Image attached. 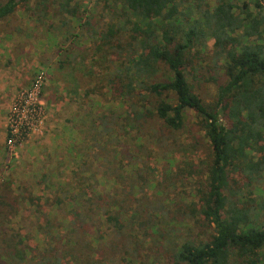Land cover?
<instances>
[{
	"label": "trees",
	"instance_id": "obj_1",
	"mask_svg": "<svg viewBox=\"0 0 264 264\" xmlns=\"http://www.w3.org/2000/svg\"><path fill=\"white\" fill-rule=\"evenodd\" d=\"M22 17L52 41L55 62L47 63V72L68 71L75 82L82 60L90 78L86 95L106 88L120 102L119 116H91L96 131L113 137L119 128L133 129L145 131L136 140L145 133L156 140L152 128L158 124L171 133L186 130L197 142L204 134L209 144L205 160L182 161L174 171L175 182L198 178L193 201L159 190L153 172L139 176L141 183L131 184L130 191L120 187L123 173L114 177L119 187L98 190L87 185V177L96 175L82 165L75 182L68 183L72 188L57 197L59 205L67 200L71 207L72 219L65 221L69 237L50 229L54 225L47 219L38 229L52 242L35 253L12 225L21 215L25 189L16 193L10 181L0 180V264H65L64 258L100 264L107 261V250L100 253L93 240L107 242V235L99 240L92 234L102 225L124 236L120 264H148L143 258L137 262L140 256L130 247L134 240L161 246L167 252L164 264H264V0H90L85 5L0 0V32L8 37L21 32L16 20ZM203 66L224 76L208 79L217 88L212 101L189 79L192 74L197 80ZM149 185L164 197L149 200ZM136 187L143 197L135 196Z\"/></svg>",
	"mask_w": 264,
	"mask_h": 264
},
{
	"label": "rangeland",
	"instance_id": "obj_2",
	"mask_svg": "<svg viewBox=\"0 0 264 264\" xmlns=\"http://www.w3.org/2000/svg\"><path fill=\"white\" fill-rule=\"evenodd\" d=\"M88 1L90 0H81L84 5ZM16 24L21 25L22 29L19 32L20 34L14 35L20 39V45L14 43L13 47H4L7 56L3 58L4 63L9 65L5 69H11L14 78L16 75L14 71H17V68L20 67L19 62L25 65L24 68L31 64L30 62H33L35 71L34 74L30 72L31 75L26 77V85L23 83V85H18L17 89L9 94L6 139L3 147L1 146L5 150L6 156L5 160H0V180L7 179L10 181L16 193H19V187L25 189V198L20 209L21 215L13 218L12 225L28 238L27 244L33 248L34 253L44 250L47 241H51V238L45 232H40L38 229L40 225L45 223V220H52L54 226H51L50 229L54 228V230H59L68 236L65 221L72 219L71 207L67 200H63L62 204L59 205L57 197L66 192L68 188H72L69 187L68 183L75 182L74 173L82 165L87 171L89 170L90 175L97 176V178L96 176L87 177V185L97 186L98 190H112V188L119 187V184L115 183L114 177L118 173H123L127 175L120 180L122 183L120 187L130 191L132 189L131 184L133 186V184L139 185L141 183L139 176H151V172H153L154 184L157 185L159 190V187H161L167 194L169 192L175 193L178 195L179 200L188 195L192 198L198 178H178V181L175 182L174 171L182 161L190 159L202 161L207 158V145L209 142L204 134H201V140L197 142L192 140V134L186 130L181 133H171L155 124L152 133L156 132L154 134L156 140L151 139L149 133H145L142 140L139 141L136 140L137 136L145 131L138 133L129 128L130 130L127 129L129 131L127 132L119 128L118 135L113 137L107 134V131L103 148H100L99 143L106 134L102 129L96 131L93 128L94 124L90 120L92 119L91 116L103 113L109 116L113 114L119 116L123 112L120 102L114 101L106 88L102 89V92L96 89V91L86 95L85 89H87L90 78L86 71L82 70L87 66V63L82 62V60H78L76 63V65L78 64L77 73H73L77 78L75 82L67 74L68 71L59 72L55 69L53 74L52 70L47 72L45 68L47 65H37L36 61L39 59L40 61L48 59L51 63L55 62L52 41L44 31L32 27L31 24L33 23L26 22L23 17L17 19ZM5 36L4 32H0V37L4 38ZM5 39L8 38L5 37ZM209 47L213 48V40L209 41ZM42 50L47 51L44 58H41L43 55ZM19 56L23 61H16ZM107 65H109L108 62ZM42 70L46 73L47 80L38 95V101L43 105L45 114L42 116L41 122L34 124L35 127L31 130L29 136L11 150L7 144L10 111L18 96L31 88L34 79ZM95 70L98 73L103 72L101 68H95ZM189 73H191L190 68ZM199 75L196 80L190 74L189 79L207 101H212L217 88L213 81L210 82L208 79L211 77L224 79V76H220L221 72L217 74V71H210L206 66H203ZM97 76L98 85L101 86L102 76L99 74ZM22 78L25 81L24 77ZM7 79L9 80V78ZM72 87L76 89V93H70ZM192 118L193 115L190 116V119ZM85 137L86 139H84ZM198 137L200 136L198 135ZM171 138H175L176 142H170ZM144 140L147 141L144 142ZM141 143H144L143 148L138 147ZM114 152L118 154V158H114ZM101 154L105 156L103 157ZM115 159L120 160L115 161ZM146 165H149L152 169L149 173ZM129 176L133 178L132 183L128 180ZM128 183L129 185H127ZM261 186L264 188V183ZM138 189V187L135 188V196L143 197L144 194L139 193ZM146 190V197L149 200L158 201L164 197L161 192H156L152 185L146 186ZM259 193V190L255 191L254 194H249V197L257 196ZM171 196L174 195L171 194ZM30 197L34 199L32 202L27 200ZM186 199L189 201V198ZM193 200L192 198L190 201ZM191 228H193L192 225ZM44 229H47V227ZM98 230L99 232L96 231L97 234H92L95 239H99L100 235H107V242L101 240L99 244L98 240L96 242L93 240L94 246L99 249L100 253H105L107 250V261L100 264H120L124 236L121 237L108 225L107 228L103 225L99 226ZM193 231L198 233L200 230L198 231L195 228ZM177 235L179 233H171V236L176 239ZM140 238L142 239V237ZM143 241L138 243L137 240H134L132 246L130 245L131 249L138 252L137 255L140 256L139 258L137 256V262L142 258L148 264L168 262L166 250H161V246L156 244H144ZM105 244H107V248ZM113 247H117V251H114ZM96 257L99 259V254ZM63 262L72 264L66 258Z\"/></svg>",
	"mask_w": 264,
	"mask_h": 264
},
{
	"label": "built area",
	"instance_id": "obj_3",
	"mask_svg": "<svg viewBox=\"0 0 264 264\" xmlns=\"http://www.w3.org/2000/svg\"><path fill=\"white\" fill-rule=\"evenodd\" d=\"M46 79V73L40 71L31 88L18 96L10 111L7 144L11 150L29 136L35 127L34 124L41 122L45 114L43 105L38 101V95Z\"/></svg>",
	"mask_w": 264,
	"mask_h": 264
},
{
	"label": "crops",
	"instance_id": "obj_4",
	"mask_svg": "<svg viewBox=\"0 0 264 264\" xmlns=\"http://www.w3.org/2000/svg\"><path fill=\"white\" fill-rule=\"evenodd\" d=\"M20 34V33H17ZM8 38V39H5ZM0 37V160H5V150L4 148H1V146L3 147L4 143H5V139H6V115H7V109H8V101H9V94L11 91L17 89L18 85L20 84H24L26 85L27 82L26 77H29L31 75V73L35 71V65H33V62H30L31 64L27 65L24 68V64L19 62V60L21 61L22 58L21 56H19V59L16 60L18 63V65L20 67L17 68V71L15 72V76L13 78L12 74H11V69L7 70L5 68L9 67V65L4 63V59L6 58V53H5V48L4 47H10V46H14V43L19 44L20 45V39L16 38V36H12V37H8L5 36ZM18 39V40H17ZM42 56L41 58H44V50H42ZM23 61V60H22ZM50 60L46 59L44 61H40V59L38 61H36L37 65H47L45 63H48ZM31 72V73H30ZM32 74V75H33ZM25 79V81L23 80V78ZM9 78V80L7 79ZM22 84V85H23Z\"/></svg>",
	"mask_w": 264,
	"mask_h": 264
}]
</instances>
